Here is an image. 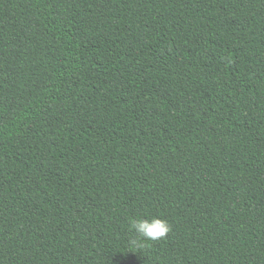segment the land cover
Instances as JSON below:
<instances>
[{
  "label": "trees",
  "instance_id": "1",
  "mask_svg": "<svg viewBox=\"0 0 264 264\" xmlns=\"http://www.w3.org/2000/svg\"><path fill=\"white\" fill-rule=\"evenodd\" d=\"M0 264H264V0H0Z\"/></svg>",
  "mask_w": 264,
  "mask_h": 264
},
{
  "label": "clouds",
  "instance_id": "2",
  "mask_svg": "<svg viewBox=\"0 0 264 264\" xmlns=\"http://www.w3.org/2000/svg\"><path fill=\"white\" fill-rule=\"evenodd\" d=\"M130 230L135 234L130 241L131 246L143 247L141 241H155L167 237L171 225L159 217L139 218L130 221Z\"/></svg>",
  "mask_w": 264,
  "mask_h": 264
}]
</instances>
